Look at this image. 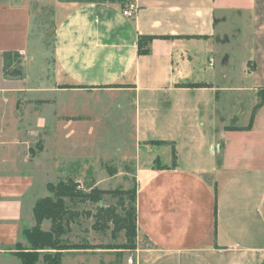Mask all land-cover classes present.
<instances>
[{
    "label": "crops",
    "instance_id": "crops-1",
    "mask_svg": "<svg viewBox=\"0 0 264 264\" xmlns=\"http://www.w3.org/2000/svg\"><path fill=\"white\" fill-rule=\"evenodd\" d=\"M39 1L55 22L51 67L40 70L31 43ZM130 3L135 14L125 17ZM4 51L23 56L22 80L3 75ZM260 90L264 0H0V264H22L30 249L21 232L61 168L53 150L70 139L91 149L112 122L134 128L137 152L169 146L155 141L177 149L161 135L171 132L192 151L186 166L178 154L174 166L128 165L133 264H264V102L239 130ZM151 132L159 136L140 137Z\"/></svg>",
    "mask_w": 264,
    "mask_h": 264
},
{
    "label": "trees",
    "instance_id": "trees-1",
    "mask_svg": "<svg viewBox=\"0 0 264 264\" xmlns=\"http://www.w3.org/2000/svg\"><path fill=\"white\" fill-rule=\"evenodd\" d=\"M147 42L148 39L143 37L138 39L139 54L148 52ZM2 72L8 79L22 80L25 77L23 56L17 51H4ZM258 97L259 102L252 109L247 127L239 130L251 127L255 111L264 102V90L258 92ZM151 143L171 145V165L174 166L176 152L173 143L163 141ZM104 168L110 177L117 174L115 167L104 165ZM125 171L129 172V167H125ZM47 191L48 195L38 199L34 204V226L24 228L21 232L30 246L29 251L19 254L22 264H34L39 258L44 264H62L61 259L64 254L98 250L121 254L135 250L137 240L135 182L131 189L107 190L99 188L93 181L82 186L71 176L61 178L54 184H48ZM45 222L49 223L48 230L42 228ZM86 222H89V227L82 229V225ZM75 231L86 235L94 233L103 238L109 237L110 243L94 245L85 242L84 238L78 242L71 241L76 236Z\"/></svg>",
    "mask_w": 264,
    "mask_h": 264
},
{
    "label": "rangeland",
    "instance_id": "rangeland-1",
    "mask_svg": "<svg viewBox=\"0 0 264 264\" xmlns=\"http://www.w3.org/2000/svg\"><path fill=\"white\" fill-rule=\"evenodd\" d=\"M35 21L33 22L31 43L33 45V57L35 59L34 67L40 70L42 66L51 67L52 62V48H53V34H54V20L52 17V7L46 1H39L33 6ZM32 61H30L31 63ZM40 73V72H39ZM113 121V120H112ZM110 127L111 131H106L107 127L98 128L95 132L92 148L75 149L74 144L71 143V139L68 142L62 143L60 148L53 150L55 154L60 155L59 162L61 168L59 173L51 178L52 184H54L57 176L73 177L79 181L82 186H85L89 181L95 182L96 186L101 189L114 190V189H131L133 187L132 176L125 173V167L131 164L133 159L144 161L148 158H159L163 163L167 162L168 158L172 161V147L169 145L153 146L152 149L146 150L141 148L138 152L135 150V139L138 135L135 134L134 128H128V125L124 127L121 124H115L112 122ZM109 127V126H108ZM128 131L127 133H119L117 131ZM165 137L176 138L179 146L175 149L178 154L179 162L181 165H187L191 163L189 154L192 151L186 148L185 134L182 133H165L161 134ZM154 132L146 135H140L144 138H157ZM80 148H82L80 146ZM207 150L201 151V156H207ZM209 157V156H208ZM132 158V159H131ZM64 161V162H63ZM65 163V164H64ZM65 165V166H64ZM115 167L118 170V174L115 176H108L107 171L104 168ZM46 166V165H45ZM48 191L44 192L41 198L46 197ZM48 222H45L42 226L46 230ZM89 222L82 225V229L88 228ZM75 237L71 239L78 242L82 238L85 242L92 244H108L110 243L109 237H101L94 233L88 235L75 231ZM86 255H66L64 264H133L130 263L132 258V252L117 253L111 251H94L87 252ZM90 255V256H89Z\"/></svg>",
    "mask_w": 264,
    "mask_h": 264
},
{
    "label": "built area",
    "instance_id": "built-area-1",
    "mask_svg": "<svg viewBox=\"0 0 264 264\" xmlns=\"http://www.w3.org/2000/svg\"><path fill=\"white\" fill-rule=\"evenodd\" d=\"M136 11V6L133 3H130L124 7L122 14L125 17H133ZM132 263V261H130Z\"/></svg>",
    "mask_w": 264,
    "mask_h": 264
}]
</instances>
